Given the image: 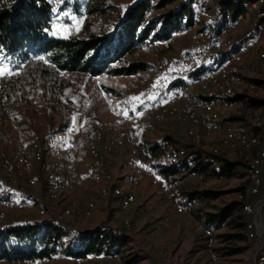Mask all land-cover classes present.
<instances>
[{
  "label": "built area",
  "instance_id": "obj_1",
  "mask_svg": "<svg viewBox=\"0 0 264 264\" xmlns=\"http://www.w3.org/2000/svg\"><path fill=\"white\" fill-rule=\"evenodd\" d=\"M47 1L51 3L52 34L69 33L66 19L82 35L108 33L116 26L114 21L102 24L96 18L84 21L81 14L87 0ZM220 1L190 0V24L186 25V15L180 18L177 32L187 35L191 49L190 58L182 60L191 61L187 77L157 64L155 70L161 76L148 70L126 75L107 106L110 121L100 117L76 93L70 114L77 121L58 123L41 135L5 138L8 156L0 164V182L9 188L25 184L38 191L35 215L67 228L69 232L63 241H71L72 249L78 246V228L66 225L65 221L99 213L100 200L105 198H111L121 211L133 208L139 176L147 163L156 174L165 165L176 169L159 174L174 213L188 217L201 205L206 206L198 209L195 224L202 250L212 261L216 257L214 229L205 224L206 212L215 211L213 205L220 196L219 190L223 186L228 188L233 199L241 202L244 234L253 242L254 263L264 264V41L258 44L253 35L264 26V0H233L237 3L236 12ZM124 8L119 4L117 10ZM232 46L235 49L230 51ZM253 51V55L247 56L248 63L239 61ZM194 69L198 73L190 78L188 74ZM100 94L106 95L104 91ZM134 96L143 103L130 100ZM149 96L155 98L148 99ZM160 126L167 134L155 140V154L142 152L140 133L150 134ZM173 133L178 140L172 137ZM165 135L170 138L162 139ZM203 140H208L207 147L201 146ZM221 153L228 161L239 155L243 163L229 171L224 169L221 175L192 170L197 162L217 168V156ZM119 165L127 172H122ZM81 176L97 184L95 198L84 196L78 200L74 196L81 189ZM180 176L198 181L199 186L193 189L218 191L217 195L206 203L197 198L187 199ZM10 203L9 199L0 200V214ZM225 225L222 220L217 227ZM121 227L123 233H129L132 223L127 216L121 218ZM58 255L65 257L52 254L41 260L52 264ZM70 258L75 264L84 259Z\"/></svg>",
  "mask_w": 264,
  "mask_h": 264
},
{
  "label": "rangeland",
  "instance_id": "obj_2",
  "mask_svg": "<svg viewBox=\"0 0 264 264\" xmlns=\"http://www.w3.org/2000/svg\"><path fill=\"white\" fill-rule=\"evenodd\" d=\"M157 1L150 0V3L155 4ZM179 1L181 0H172L162 6L153 7L146 19L173 9ZM130 2L131 0H87L83 2L84 10L81 15L84 21L96 18L102 24H106L116 21L120 11V9L117 10L119 4L125 7ZM64 23L68 28L67 32H75V25L70 19H66ZM254 33L262 43L264 26ZM190 56L191 49L188 46L187 35L176 32L167 41L148 40L144 42L134 48L131 53L126 54L123 61L114 62V64H125L135 60L143 61L149 66L147 70L154 76L163 75L156 71L155 67L157 64H164L174 69L176 75L187 77L191 61L183 63L182 60ZM39 58L41 57H33L16 64L13 58L0 52V66H7L19 73L0 78V164L8 156V147L4 143L6 137L41 135L51 126L75 120L70 110L76 93H80L84 103L96 109L100 117L110 121L111 118L107 115L106 109L110 104L111 95L127 78L126 75L90 76L81 71H60ZM106 87L111 91H106ZM102 91L106 93L105 96L100 94ZM164 134L167 133L160 126L150 134L140 133L139 138L141 141L151 142ZM172 137L178 140L176 133H173ZM208 143V140H203L201 146L207 147ZM142 162L145 161L142 160ZM86 164L89 162L86 161ZM145 164L147 167L139 176L140 195L136 197L133 208L121 211L111 198H105L100 200L101 211L99 213L85 219H67L68 222L66 220L65 224L78 229L101 226L117 230L121 228V218L127 216L132 227L127 233L129 241L121 252L122 254L137 253L141 256V259L132 264H255L254 246L251 240L237 241L220 236L233 232L228 224L224 227H212L216 257L213 261L209 260L202 250V239L195 224L196 216L191 214L186 217L174 213L172 201L167 197L166 188L160 181L161 176L153 172L147 163ZM119 167L122 172H127L122 165ZM79 181L81 189L74 196L78 200L84 196L95 198L97 184L85 180L83 176ZM180 183L183 191L199 186L198 181L187 177H181ZM228 191V188L224 186L219 190L220 196L213 205L215 210L233 199L234 195ZM38 193L25 184H20L17 188H9L0 182V200L9 199L11 202L10 207L0 214V226L18 220L44 218L45 216L35 215L34 202ZM204 207L206 206L201 205L195 211ZM164 222L165 225L162 224ZM109 257L84 259L81 264H128L119 255ZM0 264L45 263L42 260H33L17 263L0 261ZM52 264L75 263L71 258H62L58 255Z\"/></svg>",
  "mask_w": 264,
  "mask_h": 264
},
{
  "label": "trees",
  "instance_id": "obj_3",
  "mask_svg": "<svg viewBox=\"0 0 264 264\" xmlns=\"http://www.w3.org/2000/svg\"><path fill=\"white\" fill-rule=\"evenodd\" d=\"M172 0H158L151 4L150 0H136L128 5L116 17V26L108 33H88L79 31L52 34L49 31L52 11L47 0H0V52L13 58L16 64L33 57H41L51 67L60 71H81L90 76L106 74L110 76L130 75L147 70L149 66L143 61H123L126 54L146 41H167L178 30L180 18L187 16L186 25L190 24V0H181L171 10L146 19L153 7L162 6ZM221 5L238 11L233 0H221ZM61 8V5H57ZM151 33V34H150ZM235 46L230 48L233 51ZM198 69L189 72L194 78ZM106 91H111L106 87ZM165 135L162 139H169ZM148 142V141H147ZM191 146L190 144H184ZM157 141L146 143L140 141L139 148L149 155L155 154ZM220 163L217 168H209L207 164L197 162L192 170L198 169L218 175L229 171L234 165L243 163L241 156L236 155L228 161L222 153L217 156ZM171 165H165L159 174L175 172ZM218 191L184 190L187 199L197 198L204 203L213 199ZM193 214L198 217V212ZM225 220L233 232L221 234L226 239H246L244 234V216L241 202L232 199L215 211L206 212L205 224L217 227ZM69 230L50 218H33L18 220L0 226V261L25 262L41 260L52 254L85 257L88 254H105L116 256L128 264L139 259V254H122L121 250L129 241L128 235L120 229L92 226L80 228L77 232L78 246L72 249L71 241L64 242L63 237ZM248 240V239H247Z\"/></svg>",
  "mask_w": 264,
  "mask_h": 264
},
{
  "label": "snow or ice",
  "instance_id": "obj_4",
  "mask_svg": "<svg viewBox=\"0 0 264 264\" xmlns=\"http://www.w3.org/2000/svg\"><path fill=\"white\" fill-rule=\"evenodd\" d=\"M53 11H55V10H53ZM54 28H55V26H54ZM56 31L59 32L60 29H56ZM39 59L43 60V58H39ZM14 74H19V73H16L14 69L7 68V66H0V78L7 77L9 75H14ZM154 87H155V85H154ZM141 95H143V94H141ZM154 98H155L154 96L148 97V99H154ZM130 100L139 101L140 103H143V101L138 96L131 97ZM133 111H135V109H133ZM124 115L127 118V115H128L127 110H125ZM73 119H75V118H73Z\"/></svg>",
  "mask_w": 264,
  "mask_h": 264
},
{
  "label": "crops",
  "instance_id": "obj_5",
  "mask_svg": "<svg viewBox=\"0 0 264 264\" xmlns=\"http://www.w3.org/2000/svg\"><path fill=\"white\" fill-rule=\"evenodd\" d=\"M253 33V32H252ZM254 35V39H255V41L259 44L260 43V41H259V39L258 38H256V34H253ZM255 53V51H253V52H249L248 54H246V55H244L243 57H241L240 59H239V61L240 62H242V63H248V60H247V56L248 55H253ZM79 183H80V181H79ZM147 189V188H146ZM140 195V191L138 190L137 191V195H136V197L137 196H139ZM66 222V221H65ZM67 222H68V220H67ZM96 257H106V256H101V255H99V254H96V255H94V254H88V255H86L85 257H84V259H95ZM65 258H70V256H65ZM110 258V257H109ZM83 259V260H84Z\"/></svg>",
  "mask_w": 264,
  "mask_h": 264
}]
</instances>
